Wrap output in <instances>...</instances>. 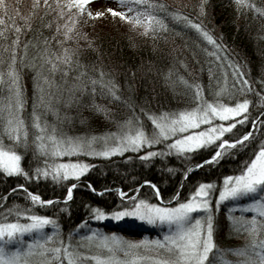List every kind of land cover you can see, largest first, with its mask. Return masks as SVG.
Here are the masks:
<instances>
[{"label":"trees","instance_id":"obj_1","mask_svg":"<svg viewBox=\"0 0 264 264\" xmlns=\"http://www.w3.org/2000/svg\"><path fill=\"white\" fill-rule=\"evenodd\" d=\"M160 2L167 7L164 15L169 30L154 36L151 30L145 33L142 26L114 17L106 11L109 7L122 10L118 0L108 2L90 0V9L93 12H104V15L77 18L69 34L70 38L65 43L73 61L68 80L67 82L62 80V74L59 71L54 74L55 83L60 86L52 90L51 104L56 111L53 113L51 110H45L44 115L41 116V119H46L49 125H55L57 134L100 136L117 133L118 122L124 121L126 117L131 118L129 109L123 104L125 97L131 98L140 107L147 105L157 115L161 112L169 115L178 114L180 110L193 108L197 102L192 98L191 88L183 81H188L189 84L192 82L202 84L204 96L209 101L220 100L223 103L232 104L239 99H249L247 113L249 123H237L231 132L225 133L224 138H237L251 127L250 122L254 117L264 113V88L260 83L264 80V0H244V3H240L239 0H207L210 7L205 8L203 15L200 14L199 9L201 0H160ZM37 3L43 6L44 0H5L8 7L0 8V16L5 17V23L0 24V29L3 30V35H0V57L7 58L9 55L4 51V45L10 44L15 35L13 21L15 25L20 26L22 43L31 38L25 56V66L22 68L27 97V105L22 115L28 131V146L24 147L6 136L0 137V145L6 150H15L22 155L21 165L30 174H34L37 167H45V161L49 164L60 161L59 157L46 155L45 151L38 147L34 138L40 133L32 124L30 116L33 73L28 65L30 62L41 61L42 49L46 47L43 37L51 36L57 24L55 19L57 13L50 11L44 20L51 21V26L40 28L42 35H38L36 29L39 25L36 13H42L43 7L35 9L33 5ZM48 4L54 9L56 0H48ZM252 5H255V8ZM172 11L202 21L214 37L222 40L231 58L242 64L247 78L251 81L249 87L254 88L255 91H247L243 94L234 92L231 87L233 83L231 73H228L225 80L224 74L219 69L214 72L216 79L213 81L212 88H209L208 65L205 61L212 57L207 56L202 49H210L211 46L194 30L185 28L179 20L173 19ZM25 17L28 18L27 22L31 23V28L25 27ZM65 19L60 18L59 23H65ZM63 30L61 28V32ZM185 44L188 45L187 48ZM50 47L60 48L55 41ZM193 49L197 52L195 58L190 55ZM55 54L63 53L62 50H58ZM33 57L36 58L35 61ZM3 67L4 65H0V68ZM47 68L48 65L45 63L43 71H47ZM80 73L83 75H79ZM101 73L104 74L103 77ZM78 75L79 80L73 85L72 81ZM181 77L183 80L180 79ZM90 79L97 81L94 93L89 91L93 87ZM217 79L219 84L216 82ZM110 82L117 85L119 100L109 94L107 85ZM130 84L133 85L134 91L129 88ZM69 87H72V93H69ZM101 89H104L103 94ZM77 97L79 103H76ZM234 119L239 120V117ZM260 120H264V115L260 116ZM143 127L145 131L152 130L150 121H144ZM259 127L260 131L264 132V124ZM47 134L46 132L45 135ZM256 136L257 139L250 138L245 142L246 147H240L238 144L236 148L230 149L229 154H226L218 163H206L199 169H193L187 177L182 175L183 171L190 164H195L209 156L219 141L206 149L194 151L186 159L169 153L165 157L156 156L146 162L138 158L140 153L132 150L110 158L96 157L91 160L94 167L81 176L79 181L72 178L59 183L52 181L51 178L27 180L21 174L8 175L0 170V196L5 197L3 203H0V222H10L15 218L16 210L26 208L31 214L49 215L56 219L59 225L58 229L52 225H46L42 230L43 233L54 236V241L51 243L54 245L57 234L60 239L68 242L69 233H72L71 243L79 250L86 252H95V243L93 242L92 247H85L89 241L82 240L81 236L90 235L93 232L111 235L107 227H115L114 233L125 241L151 242L162 239L168 234L167 226L158 224L150 230L136 224L120 225L92 220V208L98 206L103 210H113L120 206L131 205L132 200L119 197L118 188L124 189L129 197L135 195L152 203L162 202L168 205L174 201L173 204H175L176 200H170L172 193L179 192V199L183 200L199 182L212 181L217 186L213 199L214 216L217 222L214 239L216 244L224 249L223 255L217 254L216 264H235L238 259L235 250L245 245L246 233L233 230L228 217L244 216L250 219L254 213L244 209L230 211V206L228 208L227 206L232 204V201L226 200L217 204L215 194L222 184L223 176L238 174L245 162L253 155L259 140H264L260 132H257ZM162 147L164 144H157L151 148L146 146L142 151L159 150ZM146 180L159 187L162 200L155 197L149 184L143 183ZM89 182L97 191L90 190L87 186ZM18 183H24L29 190L37 192L43 199L59 198V202L53 205L36 204L28 208L31 202L23 189L16 188L15 191H10ZM69 183H76L77 187L73 190L72 199L65 201L63 197ZM247 202H250L247 198L240 201L242 204ZM9 207L13 209L11 215L6 211ZM195 215L196 213H193V216ZM19 219L21 222H26L24 217ZM124 234L134 238H128ZM26 246L27 243H24V247ZM103 251L107 252L106 249ZM138 251L141 255L156 254L143 247ZM116 255L121 259L126 258L122 247H117ZM37 256L30 257L31 264H42L44 257ZM127 258L131 259L130 256ZM64 264H67L66 258ZM138 264H144V262L139 261Z\"/></svg>","mask_w":264,"mask_h":264},{"label":"snow or ice","instance_id":"obj_2","mask_svg":"<svg viewBox=\"0 0 264 264\" xmlns=\"http://www.w3.org/2000/svg\"><path fill=\"white\" fill-rule=\"evenodd\" d=\"M118 2L122 10L112 7L106 10L112 16L142 26L145 33L151 30L154 36L169 30L164 15L167 12V7L160 0H118ZM239 2L244 3V0H239ZM7 7L5 0H0V8L6 9ZM33 7L35 9L43 7L42 13H36L39 25L36 29L38 35H42L40 28L51 26V21H45L44 17L50 11L57 13L55 31L51 36L43 37L46 47L42 49L41 61L30 62L28 65L32 68L33 73L31 76L33 93L30 116L32 124L40 133L34 139L46 155L71 157L83 153L89 157L110 158L113 155H123L124 152L132 150L140 153L138 158L146 162L156 156L165 157L169 153L186 159L194 151L206 149L209 145L219 141L209 156L195 164H190L183 171L182 175L187 177L193 169H199L206 163H218L226 154H229L230 149L236 148L238 144L240 147H246L245 142L250 138L257 139V132L264 136V132H261L259 127L264 124V120H260V116L264 113H260L251 120V127L246 132L237 138H224L225 133L231 132L237 123H249L247 115L249 99H239L232 104L223 103L220 100L209 101L204 96L202 84L199 82L189 84L188 81L183 82L191 88L192 98L197 102L193 108L180 110L178 114L169 115L161 112L157 115L147 105L140 107L131 98L125 97L123 104L129 109L131 118L126 117L124 121L118 122L117 133L100 136L57 134L55 125H49L46 119H41V116L44 115L45 110H51L53 113L56 111L51 104L52 90L60 86L55 83L54 74L59 71L62 74L61 79L65 82L68 80L73 61L65 43L70 38L69 34L72 32L77 18L101 17L104 12H93L90 9V0H56L54 9L48 4V0H44L43 6L37 3ZM206 7H210L207 0H201L199 5L201 15L204 14ZM252 7L255 8V5ZM171 16L173 19L179 20L185 28L194 30L211 46L210 49H202L207 56L212 57L205 61L208 65L209 88H212L213 81L216 79L214 72L219 69L224 74L225 80H227L228 73H231L233 81L231 87L234 92L243 94L247 91H255L254 88L249 87L251 81L247 78L242 64L231 58L227 46L222 40L214 37L202 21L176 11H172ZM60 18H66L65 23L60 24ZM24 19L25 27L31 28V23L27 22L28 18ZM4 23L5 17L0 16V24ZM61 28L64 29L62 32ZM13 29L15 35L10 44L4 45V51L9 55L7 58L0 57V65H4L3 68H0V137L6 136L27 147L28 131L25 127V118L22 115L27 105V97L22 68L25 66V56L31 38L22 43L20 41V26L15 25L14 21ZM0 35H3L2 29H0ZM53 41L60 46L59 49L50 47ZM187 47L188 45L185 44V48ZM58 50H62L63 54H55ZM190 55L193 58L197 56L195 49L191 51ZM35 60L36 58L33 57V61ZM45 63L48 65L47 71H43ZM79 75H83V73ZM79 75L73 79V85L79 80ZM100 75L103 77L104 74ZM180 79L183 80V77ZM216 82L219 84L218 79ZM90 83L93 87L89 91L96 92L97 81L90 79ZM260 83L264 88V80H261ZM129 88L134 91L133 85L130 84ZM107 89L113 98L120 99L117 94V85L110 82ZM68 91L72 93V87H69ZM103 92L104 89H101V94ZM75 99L76 103H79V98ZM105 112L107 113V109ZM236 117H239V120L234 119ZM214 118L230 122L211 124L209 127L176 137L177 133H185L189 129H199L201 124H208ZM144 121L151 122L152 130L150 132L145 131ZM46 132L47 135H45ZM169 137L176 138L169 140ZM97 143L101 144L100 148L94 147ZM157 144H164V147L159 150L142 151L146 146L151 148ZM21 160L20 153L15 150H5L0 145V170L8 175L21 174L27 180L51 178L52 181L59 183L72 178L79 181L81 176L94 167L93 164L79 159L60 160L51 164L45 161V167H37L34 174H30L22 167ZM143 183L151 186L156 198L163 199L161 190L155 183L147 180ZM87 186L90 190L97 191L90 182ZM76 187V183H69L63 200L72 199L73 190ZM216 187L212 181L199 182L186 199L180 200L179 192L172 193L170 200L177 202L174 205L169 203L167 206L149 202L147 199H140L135 195L129 197L124 189L118 188L119 197L124 200H132V204L113 210L93 207L92 220L103 221L110 218L119 221L124 217H132L149 224L159 222L162 226H167L168 234L164 235L162 239L151 242L125 241L115 233L107 235L93 232L90 235L81 236L82 240L89 241L85 247H92L95 242V252L79 250L71 243L72 233H69L68 242L60 239L57 234L53 245L51 242L54 241V236L43 233L42 230L46 225H52L58 229L59 225L56 219L49 215L31 214L27 208L16 210L15 218L10 222H0V264H31L30 257L36 249H39V255L44 257L42 264H64L65 258L67 264H138L139 261H143L144 264H216L217 254H224V249L220 248L214 239V234L217 231L213 204ZM16 188L24 190V194L31 202L28 208L36 204L53 205L59 202V198L43 199L37 192L29 190L24 183H18L10 191H15ZM138 189L139 185L137 191ZM245 198L250 202L242 205L240 201ZM4 199V196H0V203H3ZM226 200L232 201L230 211L243 208L254 213L250 219L244 216L228 217L233 230L246 233L245 245L235 250L238 257L235 264H264V140H259L253 155L245 162L238 174L223 176L222 184L215 194V201L218 204ZM6 211L11 215L13 209L9 207ZM193 213L196 215L193 216ZM20 217L26 218V222H21ZM26 233L38 235L35 239L27 241V246L24 247L23 237ZM117 247L123 248L126 258L121 259L116 255ZM142 247L156 254L141 255L138 250ZM104 249L107 252H104ZM129 256L131 259L127 258Z\"/></svg>","mask_w":264,"mask_h":264},{"label":"rangeland","instance_id":"obj_3","mask_svg":"<svg viewBox=\"0 0 264 264\" xmlns=\"http://www.w3.org/2000/svg\"><path fill=\"white\" fill-rule=\"evenodd\" d=\"M108 1H110V0H107V2H108ZM228 122H230V121H220L219 118H214V119H213L212 121H210L208 124H201L199 129H189V130H187V132H185V133H177V134H176V137H178L179 135L188 134V132L198 131V130H200V129H203V128H206V127H209L211 124H217V123H228ZM176 137H169L168 139L171 140V139H174V138H176ZM94 147L100 148V147H101V144H99V145H96V144H95ZM5 150H6V149H5ZM148 150H150V149H148ZM59 158H60V160H63V161H67V160H69V159H71V160H77V159H79V160H81V161L91 163V160H92V159H95L96 157H89V156H87L86 154L81 153V154H79V155H73V156H71V157L64 156V157H59ZM91 164H92V163H91ZM247 203H248V202H247ZM241 204H242V203H241ZM244 204H246V203H243L242 205H244ZM162 205L167 206V204H162ZM173 205H174V204H173ZM229 206H230V207H229ZM228 207L231 209L232 204H229V205L227 206V208H228ZM237 210H243V208L236 209L235 211H237ZM103 222H113V223H118V224H120V225H123V224H136V225L139 226V227H145V228H148V229H150V230H151V229H154L158 224L161 225L159 222H157L156 224H149V223H147L146 221H141V220H139V219H137V218H132V217H124V218H122V219L119 220V221H117V220H113V219H110V218H106L105 220H103ZM114 228H115V227H107V231H108L109 233H114ZM37 235H38V234H36V233H26V234L24 235V237H23L24 243H27V241H29V240L35 239ZM124 235H126V237H128V238H134V237H131V236L127 235V234H124ZM94 243H95V242H94ZM21 250H23V248H21ZM33 255H38V256H37L38 258H42V257L39 255V249L34 250Z\"/></svg>","mask_w":264,"mask_h":264}]
</instances>
